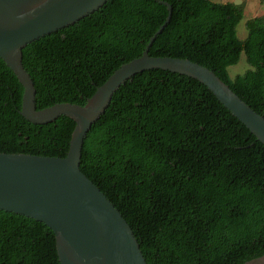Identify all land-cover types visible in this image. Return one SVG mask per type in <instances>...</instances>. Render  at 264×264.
Returning a JSON list of instances; mask_svg holds the SVG:
<instances>
[{
    "label": "trees",
    "instance_id": "16d2710c",
    "mask_svg": "<svg viewBox=\"0 0 264 264\" xmlns=\"http://www.w3.org/2000/svg\"><path fill=\"white\" fill-rule=\"evenodd\" d=\"M171 20L151 57L213 71L264 117V17L236 27L243 7L161 0ZM154 0H109L23 51L37 110L84 106L121 65L139 58L165 22ZM251 67L231 79L241 55ZM23 88L0 60V153L64 158L74 122L34 125L20 115ZM80 171L132 229L147 264H245L264 256V145L199 82L152 70L133 76L92 125ZM0 264H60L44 224L0 211Z\"/></svg>",
    "mask_w": 264,
    "mask_h": 264
},
{
    "label": "water",
    "instance_id": "95a60500",
    "mask_svg": "<svg viewBox=\"0 0 264 264\" xmlns=\"http://www.w3.org/2000/svg\"><path fill=\"white\" fill-rule=\"evenodd\" d=\"M109 0H0V60L23 88L20 115L34 125L60 117L74 130L64 158L0 153V211L34 220L55 237L60 264H147L132 229L111 201L80 171L84 140L114 94L133 76L162 70L191 78L210 91L264 145V117L244 103L213 71L187 59L151 57L149 50L171 20L149 39L139 58L121 65L84 106L56 104L37 110L36 90L23 66V49L99 10ZM238 6V2L235 3ZM245 264H264V256Z\"/></svg>",
    "mask_w": 264,
    "mask_h": 264
},
{
    "label": "rangeland",
    "instance_id": "374dc122",
    "mask_svg": "<svg viewBox=\"0 0 264 264\" xmlns=\"http://www.w3.org/2000/svg\"><path fill=\"white\" fill-rule=\"evenodd\" d=\"M213 3L226 4L237 3L243 7V17L236 27V36L239 40H244L247 37V29L245 28L246 21L264 17V0H209ZM251 67L247 64L245 56L242 54L239 62L227 69V73L231 79H234L238 75L244 74Z\"/></svg>",
    "mask_w": 264,
    "mask_h": 264
}]
</instances>
